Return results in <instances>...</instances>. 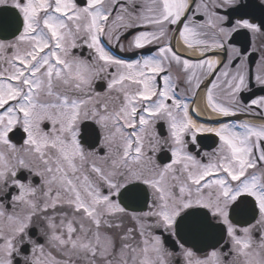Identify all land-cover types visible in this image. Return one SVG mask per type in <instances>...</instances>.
<instances>
[{
    "label": "snow or ice",
    "instance_id": "6c2138e0",
    "mask_svg": "<svg viewBox=\"0 0 264 264\" xmlns=\"http://www.w3.org/2000/svg\"><path fill=\"white\" fill-rule=\"evenodd\" d=\"M0 264H264V0H0Z\"/></svg>",
    "mask_w": 264,
    "mask_h": 264
},
{
    "label": "flooded vegetation",
    "instance_id": "af4514ba",
    "mask_svg": "<svg viewBox=\"0 0 264 264\" xmlns=\"http://www.w3.org/2000/svg\"><path fill=\"white\" fill-rule=\"evenodd\" d=\"M201 139V146L207 150H211V147H214L213 140L214 138L202 137Z\"/></svg>",
    "mask_w": 264,
    "mask_h": 264
}]
</instances>
